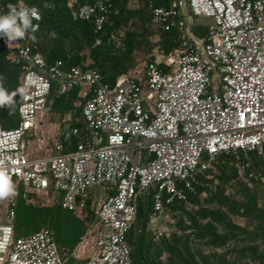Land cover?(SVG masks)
<instances>
[{
	"label": "built area",
	"instance_id": "2783aa9c",
	"mask_svg": "<svg viewBox=\"0 0 264 264\" xmlns=\"http://www.w3.org/2000/svg\"><path fill=\"white\" fill-rule=\"evenodd\" d=\"M25 7L36 14L33 29L11 42L0 37V49L21 70L17 124L4 128L0 120V171L23 186L24 196L51 190L62 208L79 214L90 200L94 236L84 264H132L125 234L136 196L148 187L155 189L153 218L164 205L184 200L196 173L218 153H263L264 0L151 5L152 27L176 28L181 46L156 53L140 73L120 74L113 83L93 68L63 67L59 61L48 65L32 43L40 13L20 5ZM108 10L95 0L78 5L76 13L101 30ZM198 16L211 19L203 36L191 29ZM51 81L57 93L81 90L82 125L67 131L75 142L56 140L49 152L32 156L27 139L47 109ZM13 215L7 206L8 221L0 223V264H68L67 253L47 230L13 237Z\"/></svg>",
	"mask_w": 264,
	"mask_h": 264
},
{
	"label": "trees",
	"instance_id": "16d2710c",
	"mask_svg": "<svg viewBox=\"0 0 264 264\" xmlns=\"http://www.w3.org/2000/svg\"><path fill=\"white\" fill-rule=\"evenodd\" d=\"M94 1L0 0V10L6 13L8 4L18 10L21 4L36 7L40 21L32 43L39 47L45 62L93 68L109 83L120 74L134 73L156 53L166 55L181 46L176 28L162 30L150 23L151 5L168 6L172 0H102L109 10L101 30L95 29L92 19H81L76 13L78 5ZM191 29L203 36L206 24L194 18ZM98 37L101 42L95 44ZM153 48L155 53L147 55ZM8 56V51L0 49L3 86L16 93L11 107H0L4 128L17 124L21 77L19 65L11 63ZM56 89V82L51 81L50 107L60 116L71 115L67 131L72 125L80 127L81 90L74 87L57 93ZM58 140L66 143L76 138L61 133ZM192 187L184 200L164 205V210L179 216L177 230L168 235H154L149 230L154 187L136 196L135 215L125 234L132 264H264V148L261 155L250 152L245 156L239 150L218 153L196 173ZM23 192V186L15 183L13 204H8L14 210L13 237L47 230L59 250L67 253L68 264H84L86 259H77L71 252L95 218L90 200L79 214L62 208L58 200L38 204L32 200L33 192L25 196ZM236 217L255 221L256 226L240 224Z\"/></svg>",
	"mask_w": 264,
	"mask_h": 264
},
{
	"label": "rangeland",
	"instance_id": "374dc122",
	"mask_svg": "<svg viewBox=\"0 0 264 264\" xmlns=\"http://www.w3.org/2000/svg\"><path fill=\"white\" fill-rule=\"evenodd\" d=\"M197 21L203 24H207L211 21L209 17L198 16ZM155 53V48L149 51L148 54ZM142 71V66L136 67L134 72L140 73ZM77 102H75L76 104ZM70 114L65 116H60L55 113L50 107V102H48L47 109L39 113L37 117L36 124L32 131V136L27 139V150L29 155L34 153L38 155H43L51 150L54 141L58 140V136L61 133L67 131L69 125ZM11 181V180H10ZM15 189V182L11 181ZM96 197L100 193V189H94ZM14 194V191L8 195L0 196V223H5L8 221L6 217L7 206ZM32 200L38 204H50L53 201L58 200V194L54 191H40L31 193ZM97 203V202H96ZM178 214H172L170 211L164 210L162 213L156 217L151 218L149 222V230L154 235H159L160 233H165L168 235L171 232L177 230L176 222L178 220ZM235 220L249 228H254L256 226L255 221L245 220L242 218H235ZM32 233V232H31ZM30 234V233H29ZM28 235V234H27ZM94 230L93 227L89 226V230L83 237L82 241L74 248L73 255L77 259H87L91 252V245L93 241ZM70 258H68L69 260Z\"/></svg>",
	"mask_w": 264,
	"mask_h": 264
},
{
	"label": "clouds",
	"instance_id": "9594fccd",
	"mask_svg": "<svg viewBox=\"0 0 264 264\" xmlns=\"http://www.w3.org/2000/svg\"><path fill=\"white\" fill-rule=\"evenodd\" d=\"M8 11L0 13V37H6L9 42L18 38H23L26 32L33 29L32 18L35 13L31 12L27 7L17 9L14 5H7ZM33 39L35 37H32ZM3 77L0 76V107H11L13 104V96L16 93H9L3 86ZM21 91L17 89V92ZM14 191L9 177L0 171V196L8 195Z\"/></svg>",
	"mask_w": 264,
	"mask_h": 264
}]
</instances>
